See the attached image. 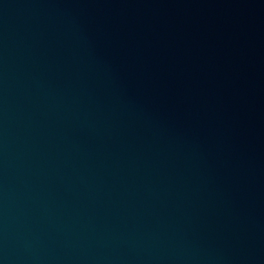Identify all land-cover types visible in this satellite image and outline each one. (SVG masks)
I'll return each instance as SVG.
<instances>
[{
  "label": "water",
  "instance_id": "1",
  "mask_svg": "<svg viewBox=\"0 0 264 264\" xmlns=\"http://www.w3.org/2000/svg\"><path fill=\"white\" fill-rule=\"evenodd\" d=\"M0 264H264V0H0Z\"/></svg>",
  "mask_w": 264,
  "mask_h": 264
}]
</instances>
